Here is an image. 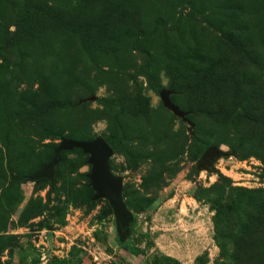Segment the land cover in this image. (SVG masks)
<instances>
[{
	"label": "rangeland",
	"instance_id": "374dc122",
	"mask_svg": "<svg viewBox=\"0 0 264 264\" xmlns=\"http://www.w3.org/2000/svg\"><path fill=\"white\" fill-rule=\"evenodd\" d=\"M97 137L127 234L81 150L30 180ZM263 229L264 0H0V264H264Z\"/></svg>",
	"mask_w": 264,
	"mask_h": 264
},
{
	"label": "water",
	"instance_id": "95a60500",
	"mask_svg": "<svg viewBox=\"0 0 264 264\" xmlns=\"http://www.w3.org/2000/svg\"><path fill=\"white\" fill-rule=\"evenodd\" d=\"M170 94L169 90L162 89L160 91L164 106L178 117L185 119L187 113L172 102ZM74 149H80L84 154L89 155L88 163L92 169L88 178L89 186L94 191L92 199L106 198L114 212L118 230L123 234H127L133 216L122 195V178L113 175L111 172L109 160L112 155V148L103 137H97L91 141L63 139L56 147L53 159L41 171L31 176L30 180L48 179L53 182L55 167L61 161V153ZM226 155L228 153L223 152L218 146L212 145L201 156L198 167L199 169H209L218 157Z\"/></svg>",
	"mask_w": 264,
	"mask_h": 264
},
{
	"label": "trees",
	"instance_id": "16d2710c",
	"mask_svg": "<svg viewBox=\"0 0 264 264\" xmlns=\"http://www.w3.org/2000/svg\"><path fill=\"white\" fill-rule=\"evenodd\" d=\"M152 87L154 88L155 91H161L162 90L160 86H156L154 83H152ZM104 139L106 140V142L110 145V147L113 150L117 148V141L118 140L116 138L107 137V138H104ZM77 141H82V140H77ZM78 150H80V149H78ZM64 152H62V153H64ZM62 153H61V155H62ZM220 197L221 198L217 199L218 201H216V203H215L213 208H214V211H215L214 223L216 225V237H217L216 241H217L219 247L223 250V243H222L223 239H222L221 232H220V224L222 223V221H221L222 220V216L227 211H229V213L237 211V207L235 206L236 205L235 199L229 198V199H226V202H225V199L223 200L222 195H220ZM231 206L236 207V208H233ZM263 231H264V229H263ZM123 245L130 246L129 243H127V242H125ZM248 246L249 245L246 244L242 248L245 253H246V248ZM242 249H241V247L238 248V253H236V255L238 257H239V254L242 253L241 252ZM131 251L134 254L138 253L133 247H131ZM235 260L237 261V264H241V261H242L241 257L239 258V260H237V259H235ZM246 264H250V263L247 262Z\"/></svg>",
	"mask_w": 264,
	"mask_h": 264
}]
</instances>
